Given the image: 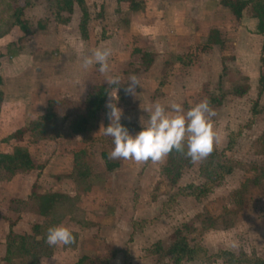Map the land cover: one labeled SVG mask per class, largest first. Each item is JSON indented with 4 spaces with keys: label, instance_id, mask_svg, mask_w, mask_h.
Masks as SVG:
<instances>
[{
    "label": "rangeland",
    "instance_id": "374dc122",
    "mask_svg": "<svg viewBox=\"0 0 264 264\" xmlns=\"http://www.w3.org/2000/svg\"><path fill=\"white\" fill-rule=\"evenodd\" d=\"M16 1L23 4V0ZM136 1L140 6L133 11L117 0H84L87 33L83 38L78 29L82 8L77 5L67 21H61L66 14L56 20L48 3H32L24 11L28 23L24 34L10 23L11 0H0V50L16 53L0 57L5 97L0 107V146H22L42 165L40 171L16 172L0 181V264H7L2 258L8 228L30 235L33 225L40 227L41 234L50 226L64 225L75 237V243L65 246L50 247L43 240L37 249L43 264H121L124 250L127 264H155L171 242L172 232L184 224L188 241L201 242L209 252L227 249L264 258V88L257 93L264 35L256 31L250 7L235 21L218 5L219 0H191L182 9L168 3L175 0ZM130 19L135 22L133 28H129ZM212 28L219 31L221 43L201 55L197 48L193 51L192 46L203 44ZM81 45L86 54L96 47L112 49L111 74L119 75L122 83L116 104L123 110L120 123L130 135L147 124L145 109L156 102L167 109L175 101L186 111L207 98L216 111L212 121L220 133L214 145L217 151L229 131H237L251 119L226 154L235 164L231 173L195 201L176 195L185 185L203 183L199 162L189 158L179 161L174 185L163 171L167 159L137 165L108 158L117 163L108 171L101 153L108 157L114 144L99 130L110 123L105 104L108 91L114 88L98 71L99 65L81 67ZM187 47L195 52L196 60L183 64L178 58ZM262 72L264 81V66ZM131 75L140 81L136 95L124 91ZM91 84H105L108 91L103 111L84 134H71L66 117L56 120L48 134L25 132L20 141L10 137L16 128L42 114L46 104L57 117L65 115L66 108L81 103ZM32 184L35 194L60 195L49 213L37 212L36 200L30 197ZM173 194L174 200L163 207ZM131 219L149 221L134 230L129 242ZM9 258V264L29 262L18 252Z\"/></svg>",
    "mask_w": 264,
    "mask_h": 264
},
{
    "label": "trees",
    "instance_id": "16d2710c",
    "mask_svg": "<svg viewBox=\"0 0 264 264\" xmlns=\"http://www.w3.org/2000/svg\"><path fill=\"white\" fill-rule=\"evenodd\" d=\"M39 0H23V4L19 5L16 0H11L12 8L10 11V23L16 26L22 33L28 32V23L24 17V11L32 3ZM49 5V10L53 15V18L60 20L63 14H66L64 19L61 21H67V17L72 13L74 5L83 7L84 0H41ZM118 4H125L126 8L130 10H137L140 6L136 0H117ZM218 5L226 8L235 21H239L242 12L250 7L251 16L256 19V31L264 35V0H219ZM81 17L78 23V29L81 36L84 38L87 33V13L84 9H81ZM1 35V34H0ZM221 39L219 37V31L217 29H210L206 37V41L203 44H195L192 46L193 51H197L200 55L209 52L214 44H220ZM261 50L264 51V45L261 46ZM136 51V49H134ZM9 53V57L15 56V51L6 49L0 50V57ZM195 53V52H194ZM189 47L186 48L185 52L178 58L183 64H189L194 62L196 55ZM264 58L260 59V65L258 70L257 85L259 86L258 94L264 88L263 72ZM2 78L0 76V105L2 102V91H1ZM108 89L105 84H91L88 87L87 92L80 104L71 105L66 108V114L57 117V114L51 111L50 105L46 104V108L42 114L36 116L31 120L27 126L16 128L10 137L20 141L23 133L28 132L31 136H38L39 134H48L55 128L54 122L56 120H65L66 117L70 118L68 125V131L74 135L84 134L90 124L97 120L98 115L103 111V104ZM256 103V101H255ZM255 106V104H254ZM264 110V107L262 108ZM255 113V110H253ZM251 123V119L246 122V125L241 126L237 131H229L226 137L224 146L220 150H213V152L203 161L199 162L198 174L202 178L203 183L200 185L188 184L180 188L176 195L183 197H190L195 201L202 200L208 193L211 192L213 187L218 185L222 179L234 168V162L226 154L230 152L234 145L236 137L240 134L244 127H247ZM53 126V127H52ZM102 159L105 164V168L111 171L117 166V163L112 162L108 159L107 155L102 152ZM73 159H76L73 156ZM166 167L164 168V174L166 175L169 184L174 185L179 172V163L181 161H187V157L182 153L173 151L166 157ZM180 161V162H179ZM42 165L36 164L33 158L30 156L28 151L22 146H0V181L16 172H27L33 169H40ZM35 185L32 184L30 190V197L36 200L37 212L40 215H45L50 212L55 201L60 197L57 193H43L35 194ZM175 195L165 201L162 206L166 207L174 200ZM22 203V202H21ZM149 220H130L131 231L128 235L127 241L132 240V234L134 230L140 229ZM188 228L185 224L181 228L175 229L171 234V242L165 248L162 257L158 258L155 264H183L187 262H209L219 260L223 264H264V258H261L255 254H246L242 251L233 252L227 249H217L214 252H209L207 248L199 241L190 243L186 238ZM32 234H16L10 228H8L7 234L5 235V249L3 260L9 264L11 254L18 252L23 257L27 256L28 264H39V253L37 249L39 244L45 240L47 230L45 234H41L40 227L33 225ZM39 236V239H35ZM155 250L160 251L159 245H155ZM123 261L121 264H127L128 256L126 250L122 251ZM82 259V258H81ZM80 262V259L77 263ZM104 264H107L105 262Z\"/></svg>",
    "mask_w": 264,
    "mask_h": 264
},
{
    "label": "clouds",
    "instance_id": "9594fccd",
    "mask_svg": "<svg viewBox=\"0 0 264 264\" xmlns=\"http://www.w3.org/2000/svg\"><path fill=\"white\" fill-rule=\"evenodd\" d=\"M80 55L83 69L99 65L98 71L105 76L107 84L114 88L113 91H108L109 99L105 104L110 123L99 130L113 140L114 147L108 154L110 160L122 159L137 165L149 161L158 164L176 151L196 163L213 152L220 133L214 128L212 121L216 111L207 98L186 111L181 103L175 101L170 102L167 109L165 105L156 102L145 109L149 113L147 124L135 135H130L128 129L120 123L123 110L116 104L119 99L117 89L122 83L119 75L111 74L109 58L112 56V49L106 46L96 47L86 54L81 45ZM126 82L125 93L136 95V88L140 86L138 78L131 75ZM44 239L50 247L75 243L73 232L64 225L50 226ZM232 246H235V241Z\"/></svg>",
    "mask_w": 264,
    "mask_h": 264
},
{
    "label": "crops",
    "instance_id": "0c3cea01",
    "mask_svg": "<svg viewBox=\"0 0 264 264\" xmlns=\"http://www.w3.org/2000/svg\"><path fill=\"white\" fill-rule=\"evenodd\" d=\"M188 1H191V0H175V1H173V2H168L170 5H171V7L172 6H174V7H176L177 9H182L183 8V6H184V4L185 3H187ZM187 4H189V2L187 3ZM181 19H183L184 20V17H182ZM180 19V20H181ZM129 28L132 26V25H134L135 24V22L134 21H132L131 19L129 20ZM131 28H133V27H131ZM132 30V29H131ZM184 35V34H183ZM189 35V34H188ZM185 36H182V38H184ZM160 46H158V52H160L161 50H160V48H159ZM3 100H4V95H3ZM65 98V97H64ZM69 97H67V98H65V99H68ZM45 99H46V95H45ZM3 100H2V102H1V105H0V107L2 106V104H3ZM30 110H31V106H30ZM30 112V111H29ZM31 113V112H30ZM22 125H24L23 123H21V126ZM30 154V153H29ZM31 156V155H30ZM32 157V156H31ZM42 168V167H41ZM33 170H37V171H40V169H33ZM43 172H44V169H43ZM40 176L39 177H41V174H39ZM37 179H38V177H37ZM36 194H43V193H36ZM0 241H3V240H1L0 239ZM59 259V258H58ZM112 259V257L111 258H109V260H111ZM61 263V262H60ZM74 263V262H73ZM39 264H43V263H41L40 261H39ZM57 264H59V262L57 263ZM107 264H109L108 262H107Z\"/></svg>",
    "mask_w": 264,
    "mask_h": 264
}]
</instances>
